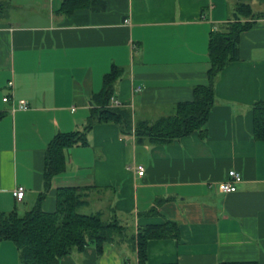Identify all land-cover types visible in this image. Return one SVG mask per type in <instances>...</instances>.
Listing matches in <instances>:
<instances>
[{
  "label": "crops",
  "instance_id": "crops-1",
  "mask_svg": "<svg viewBox=\"0 0 264 264\" xmlns=\"http://www.w3.org/2000/svg\"><path fill=\"white\" fill-rule=\"evenodd\" d=\"M3 1L0 213L19 215L45 191L49 143L85 127L92 97L113 66L124 71L115 100L135 121L154 122L192 101L193 88L207 82L209 35L232 22L238 3L264 15V0H102L95 10L69 14L61 12L65 0ZM239 50L240 60L218 77L202 134L137 145L117 125L97 124L89 146L65 150L66 170L53 178L43 210L55 211L57 189L78 188L87 197L81 213L116 218L131 235L142 226L178 223L180 241H150L146 264H264V142L253 137L252 113L264 100V18L242 34ZM20 101L29 108L13 112ZM231 170L243 181L236 193L222 194L218 186ZM19 186L26 189L22 201L12 194ZM0 264H22L13 242L0 241ZM60 264H139V258L118 241L101 254L92 245L74 251Z\"/></svg>",
  "mask_w": 264,
  "mask_h": 264
},
{
  "label": "trees",
  "instance_id": "trees-1",
  "mask_svg": "<svg viewBox=\"0 0 264 264\" xmlns=\"http://www.w3.org/2000/svg\"><path fill=\"white\" fill-rule=\"evenodd\" d=\"M95 2L102 0H65L61 12L69 14L78 8L95 10ZM7 5L0 0V15ZM260 18H264V15L255 14L250 4L238 3L232 22L209 35L210 68L207 82L193 88L192 101L176 104L172 113L154 122L135 121L131 109L124 105H111L124 72L113 66L104 76L102 90L92 97V108L85 127L81 131L59 133L49 143L44 171L45 191L39 195L36 206L24 216H20L16 210L0 213V241H11L16 245L22 264H60L63 257L74 251L82 252L92 245L101 254L106 243L118 244V241L128 242L136 248L139 264H146L150 241H180V228L174 221L142 226L135 234L129 235L127 228L116 218L105 220L101 213H81V208L87 203L86 192L82 189H57L56 209L53 212L44 211L42 202L53 178L66 170L65 150L89 146V133L97 124L117 125L121 135L133 136L137 145H169L196 132L202 134L216 101L218 77L228 65L240 60L241 36L251 30ZM252 113L253 137L257 142H264V100L254 103ZM2 116L0 114V118ZM154 211L152 209L149 214Z\"/></svg>",
  "mask_w": 264,
  "mask_h": 264
},
{
  "label": "built area",
  "instance_id": "built-area-1",
  "mask_svg": "<svg viewBox=\"0 0 264 264\" xmlns=\"http://www.w3.org/2000/svg\"><path fill=\"white\" fill-rule=\"evenodd\" d=\"M126 23H130V21L127 20ZM11 85H12V83H11ZM9 100L10 99L8 97L4 98V102H9ZM111 105L117 106V105H119V103L117 100H115V98H113L111 101ZM28 108H29V105L26 101H20L18 107L13 108V112H15L16 110H27ZM131 169H133L135 171V173L140 177L145 175V169L142 166H134ZM242 181H243L242 175L235 170H231L228 173L227 179L222 181L219 184L218 189H219L220 193H222V194L236 193L237 189H238L237 186L240 183H242ZM12 194L17 201H22L26 195V189L22 186L16 187L12 191Z\"/></svg>",
  "mask_w": 264,
  "mask_h": 264
},
{
  "label": "rangeland",
  "instance_id": "rangeland-1",
  "mask_svg": "<svg viewBox=\"0 0 264 264\" xmlns=\"http://www.w3.org/2000/svg\"><path fill=\"white\" fill-rule=\"evenodd\" d=\"M95 207H96V206L92 207L91 210H95ZM93 212H94V211H93ZM91 213H92V211H91ZM24 214H25V213H20V216H24ZM104 219L107 220V217H104ZM127 233H128L129 235H131L129 231H127Z\"/></svg>",
  "mask_w": 264,
  "mask_h": 264
}]
</instances>
